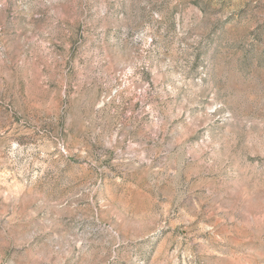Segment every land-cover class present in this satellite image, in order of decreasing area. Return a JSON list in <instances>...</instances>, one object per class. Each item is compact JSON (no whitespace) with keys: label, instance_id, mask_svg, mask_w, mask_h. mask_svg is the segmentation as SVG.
Returning <instances> with one entry per match:
<instances>
[{"label":"rangeland","instance_id":"374dc122","mask_svg":"<svg viewBox=\"0 0 264 264\" xmlns=\"http://www.w3.org/2000/svg\"><path fill=\"white\" fill-rule=\"evenodd\" d=\"M0 264H264V0H0Z\"/></svg>","mask_w":264,"mask_h":264}]
</instances>
